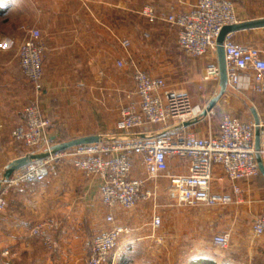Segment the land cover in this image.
<instances>
[{"label": "crops", "instance_id": "1", "mask_svg": "<svg viewBox=\"0 0 264 264\" xmlns=\"http://www.w3.org/2000/svg\"><path fill=\"white\" fill-rule=\"evenodd\" d=\"M197 1L0 0V180L9 163L28 152L11 136L22 123L24 108L35 99L33 85L19 66L18 51L26 36L22 27L42 33L41 105L50 120L47 133L53 144L96 135L114 139L124 134L118 130L121 107L139 102L134 94L135 67L167 82L175 66H184L185 73L192 71L186 63L190 56L178 45V29L161 18L189 11ZM231 1L241 22L264 19V0ZM145 7H151L160 19L149 21L142 14ZM123 39L131 42L128 51L121 46ZM233 39L243 46L263 47L264 28L236 32ZM204 57L217 60L212 54ZM119 60L125 62L121 68ZM218 89L215 82L211 91H190L193 105L204 111ZM230 98L227 91L207 116L200 113L180 131L203 138L218 135L220 124L212 127L211 116ZM250 108L264 118V103ZM176 127L170 122L150 127L147 134L154 137ZM137 135L143 132L132 136ZM170 168L173 174L185 175L190 163L175 159ZM132 176L146 178L140 156L134 157ZM239 185L245 193L241 204L180 207L170 181L159 178L148 184L157 192L158 208L148 201L132 211L109 209L101 199L99 178L65 161L56 177L7 193V206L0 212V264H85L93 239L116 226L131 232L121 236L106 264H264V236L253 232L255 220L264 213V177L261 174ZM230 189L217 167L214 191ZM111 214L112 223L107 221ZM155 214L162 219L156 229L152 226ZM48 219L59 224L57 231H48L51 245L45 244L46 235L33 234L34 227ZM225 233L230 235V245L216 247L213 238ZM5 251L11 255L5 256Z\"/></svg>", "mask_w": 264, "mask_h": 264}, {"label": "built area", "instance_id": "2", "mask_svg": "<svg viewBox=\"0 0 264 264\" xmlns=\"http://www.w3.org/2000/svg\"><path fill=\"white\" fill-rule=\"evenodd\" d=\"M87 2L88 0H83ZM142 14L153 22L158 17L151 7H145ZM178 29V45L184 53L193 58L208 54L217 56V39L225 26L240 23L231 0H198L189 11L170 14L161 18ZM26 33L19 51V66L22 74L34 88L35 99L28 104L22 114V123L12 131V138L28 148L27 155L43 152L49 154L34 160L16 171L5 182L0 193V212L7 206L9 190L34 183H40L59 174L65 161H71L77 170L86 175L97 176L100 180V194L103 204L109 208L134 210L141 202H153L158 208L155 190L148 188L149 182L159 178L170 181L176 192V205L193 207L202 205L208 208L241 204L244 191L239 183L261 175L257 155L264 163V118L260 119V149L256 148V123L243 121L230 114L220 120L218 135L207 138L181 132L179 127L194 120L203 111L193 105L191 96L172 88L163 77L135 67L134 83L138 105L127 104L120 109L118 130L124 133L119 138L103 139L98 143L77 146L62 152L52 153L53 141L47 129L50 120L43 112L41 99L44 90L45 45L39 29L22 27ZM128 51L131 42L121 41ZM229 87L234 90H252L264 95V46H243L236 43L233 34L227 35L224 43ZM124 61L117 62L118 67ZM204 81L219 83L220 72L217 65L207 68ZM131 94L128 95L130 99ZM172 122L177 127L174 132L149 136L150 127ZM3 121L0 117V133ZM144 130V131H143ZM143 135L132 136L135 132ZM140 156L146 178H133L134 157ZM188 160L189 173L173 174L171 160ZM220 167L231 185V189L221 193L214 191L215 170ZM1 181V180H0ZM114 222V216L107 217ZM162 219L152 218L153 228H159ZM59 224L48 219L33 229L34 235H46L45 244L51 245L48 231H57ZM128 227L116 226L95 237L85 264H106L111 253L117 248L122 235L129 234ZM253 232L264 236V213L254 222ZM228 233L216 235L213 244L221 249L230 245ZM10 256L9 251L4 252Z\"/></svg>", "mask_w": 264, "mask_h": 264}, {"label": "rangeland", "instance_id": "3", "mask_svg": "<svg viewBox=\"0 0 264 264\" xmlns=\"http://www.w3.org/2000/svg\"><path fill=\"white\" fill-rule=\"evenodd\" d=\"M186 63L189 67H192V71L185 73L184 66H175L169 73V80L167 83L175 90L186 92L188 94L192 90L199 93L204 89L211 91L215 86V82L204 81V74L210 65H215L217 63L216 58L208 60L206 57H188ZM228 94L229 97H231L230 103H221V106L215 108V111L211 116L212 127L214 128L219 126L221 117L224 114H230L248 121L252 118L251 105L259 104L261 107V104L264 103V95L252 90L239 91L229 87ZM215 191L217 192V190Z\"/></svg>", "mask_w": 264, "mask_h": 264}, {"label": "water", "instance_id": "4", "mask_svg": "<svg viewBox=\"0 0 264 264\" xmlns=\"http://www.w3.org/2000/svg\"><path fill=\"white\" fill-rule=\"evenodd\" d=\"M256 28H264V19H256V20L240 22L234 25L225 26L222 29L217 39V60H218V68L220 72V81H219L220 90L217 96L214 99H212L208 107L202 112L201 116H207L213 110L217 102L226 94V92L229 89L226 55H225V49H224V43H225V39L227 35L234 34L242 30H250V29H256ZM251 111L253 113L254 121L257 125L256 127V148L257 150H259L260 149V129H259L260 117L255 108H252ZM188 124L189 123H186V126ZM100 140H101V137L98 135L73 139L68 142L53 145L52 153L62 152V151H65V150H68V149H71L77 146L98 143ZM48 154H49L48 152H43L40 154L31 155V156L26 155L24 157H21L9 163V165L7 166L6 172L4 174V177L0 181V193L2 192L4 188L5 182L10 180V178L13 176V174L16 171L20 170L21 168H23L24 166H26L27 164H29L30 162L34 160L46 157ZM257 158H258L261 174L264 177V163L260 155H257Z\"/></svg>", "mask_w": 264, "mask_h": 264}]
</instances>
